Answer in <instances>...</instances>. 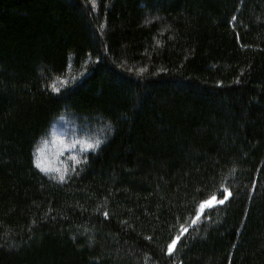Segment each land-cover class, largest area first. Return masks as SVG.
I'll return each mask as SVG.
<instances>
[{"label":"trees","instance_id":"1","mask_svg":"<svg viewBox=\"0 0 264 264\" xmlns=\"http://www.w3.org/2000/svg\"><path fill=\"white\" fill-rule=\"evenodd\" d=\"M0 264H264V0H0Z\"/></svg>","mask_w":264,"mask_h":264},{"label":"snow or ice","instance_id":"2","mask_svg":"<svg viewBox=\"0 0 264 264\" xmlns=\"http://www.w3.org/2000/svg\"><path fill=\"white\" fill-rule=\"evenodd\" d=\"M232 19L235 20L236 17L233 16ZM52 91L59 92L60 89L54 87ZM103 142L104 141L102 140H96L94 144L89 143L87 147L88 149L95 151L96 149L100 147V145ZM38 156H39V149H37L36 152L33 154V166L36 169H39L42 173L47 174L48 170L42 167V163L40 159L38 158ZM85 159L87 158L85 157ZM52 178L58 179L60 182H63L66 179V175H60L58 178L57 177H52ZM220 195L223 196V199H217V196L213 195L206 199L200 200V202L195 206V215L190 217L192 225H195L197 221L202 217V215L206 214V209L212 208L216 204H224L225 201L229 200V198L232 196V192L228 188L225 187L223 192L220 193ZM107 215L108 213H105V216ZM189 227L190 225H185V224L180 225L179 233L176 236L172 237L170 242L167 245L166 254L168 255L173 254L174 250L176 249L178 241H180L181 237L184 236V234L189 231Z\"/></svg>","mask_w":264,"mask_h":264},{"label":"rangeland","instance_id":"3","mask_svg":"<svg viewBox=\"0 0 264 264\" xmlns=\"http://www.w3.org/2000/svg\"><path fill=\"white\" fill-rule=\"evenodd\" d=\"M71 69V65L68 66V70ZM62 78H66V76H63ZM57 132H61V133H66L70 139L73 140V146H72V152L66 156H63L64 155V149H62V147H60V145H57L56 148L50 152H48L47 154H44L41 158H40V161L42 163V167L47 169L48 171L56 168L57 166H60V165H63V164H66V163H69L73 158L74 156L79 153L81 150L83 149H86L88 148L86 146V143H85V146L84 148H75V146L77 145V142H76V137L75 135L69 133V132H66L64 131L62 128L56 126L54 128V134L57 133ZM56 139L58 141H60L62 138H59V137H56ZM82 143H84V141H82ZM44 150V148H41V152ZM59 157V158H58ZM56 158H58L57 160H55Z\"/></svg>","mask_w":264,"mask_h":264},{"label":"bare ground","instance_id":"4","mask_svg":"<svg viewBox=\"0 0 264 264\" xmlns=\"http://www.w3.org/2000/svg\"><path fill=\"white\" fill-rule=\"evenodd\" d=\"M84 77L83 75H81V77L78 78H73V79H66V78H58L54 81L53 83V88H66L69 86L70 83H76L79 82L80 80H82ZM65 116L67 122L71 125L77 124V119L73 114H66L63 115ZM87 125V122H83V118L81 119L79 125H78V130L80 131H84L85 129H80V127ZM87 132H83L82 134H79V138L87 143H95L96 140H102L104 141L106 138V135L104 132H97V131H93L90 130L89 128L86 129ZM52 136H54V129L53 128H49L48 132H47V138H52ZM218 199V198H217Z\"/></svg>","mask_w":264,"mask_h":264}]
</instances>
